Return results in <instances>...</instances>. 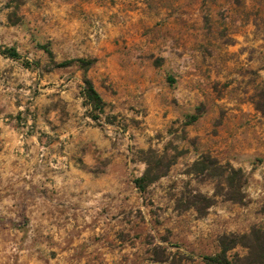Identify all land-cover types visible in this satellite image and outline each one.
<instances>
[{
	"label": "rangeland",
	"instance_id": "rangeland-1",
	"mask_svg": "<svg viewBox=\"0 0 264 264\" xmlns=\"http://www.w3.org/2000/svg\"><path fill=\"white\" fill-rule=\"evenodd\" d=\"M0 47V264H264V0H0ZM85 116L120 179L68 212Z\"/></svg>",
	"mask_w": 264,
	"mask_h": 264
},
{
	"label": "crops",
	"instance_id": "crops-1",
	"mask_svg": "<svg viewBox=\"0 0 264 264\" xmlns=\"http://www.w3.org/2000/svg\"><path fill=\"white\" fill-rule=\"evenodd\" d=\"M100 46L95 49L97 55L104 53ZM74 123L68 133L69 152L62 155L67 160L66 171L57 177L60 191L55 198L56 207L68 212L98 211L103 208L101 193L107 190L106 184L120 179L115 169L121 164V156L111 137L101 127L92 125L88 117ZM73 184H78L74 187L78 192L72 193Z\"/></svg>",
	"mask_w": 264,
	"mask_h": 264
},
{
	"label": "trees",
	"instance_id": "trees-1",
	"mask_svg": "<svg viewBox=\"0 0 264 264\" xmlns=\"http://www.w3.org/2000/svg\"><path fill=\"white\" fill-rule=\"evenodd\" d=\"M0 50H1V47H0ZM3 52L8 53L10 56H12L14 58L20 57L19 53L15 49H9V51H3ZM86 96H87L88 100L93 104L94 107H96V108H102L103 107V100H102L101 96L99 95V93L97 92V90L94 88V86L90 80L86 81ZM139 181H141V179H138V182ZM254 233H255V231H254ZM256 242H257L256 249H258L259 251L262 252L259 255L264 260V238L263 237H257ZM228 249H229V247H224V249L222 250V253L217 255V257L213 258L212 263H210V264H232L231 260L226 255V250H228ZM250 255L246 256L245 259H247V260L253 259V257L255 256V253L253 255V252H252V256L249 257Z\"/></svg>",
	"mask_w": 264,
	"mask_h": 264
}]
</instances>
